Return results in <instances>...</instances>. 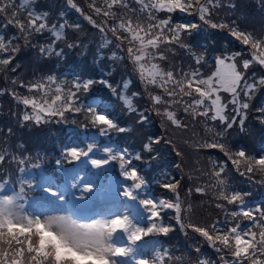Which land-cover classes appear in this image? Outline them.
<instances>
[{
	"label": "snow or ice",
	"instance_id": "obj_1",
	"mask_svg": "<svg viewBox=\"0 0 264 264\" xmlns=\"http://www.w3.org/2000/svg\"><path fill=\"white\" fill-rule=\"evenodd\" d=\"M31 2L32 0H22V5L27 7ZM135 2L140 6V12L147 14L146 22L139 18L134 20L131 16L125 18L118 12L119 8H130L125 0H103L100 6L93 0L89 7L96 15L105 18L104 25L111 20L109 31L119 41L118 48L124 43L128 44L126 49L128 58L135 65L139 79L145 87L153 86L163 90V95L149 94L151 110L157 116L165 117L173 126L185 130L187 125L174 110L177 105L182 106L185 115L219 121L225 130L231 129L237 123L239 114V125L243 128L247 110L251 107L249 101L258 88H264V75L251 82L247 75L248 69L254 65L264 68V35L241 30L239 26L232 27L230 35L247 46L248 58L241 59L244 55L241 52L224 54L215 58V68L208 76H203L197 69L190 71L181 69L177 75L156 61H166L167 56L163 50L169 49L170 45L190 50V46L183 42L184 36L199 30L202 25L190 20H174V16L194 15L211 29L228 28V24L213 22L211 19L213 9L219 6V0H135ZM14 3L15 0H0V15H6L9 9H14ZM67 3L82 13L73 0H67ZM16 15L17 12L13 10L12 16ZM28 16L26 22L19 19L7 20L8 25L24 34L25 43L29 42V37L33 33L42 34L48 27L46 14H36L29 10ZM85 19L100 31H104V27L97 24L91 15L85 16ZM64 28L65 24H60L58 30L53 26L50 31L57 40H61L65 38ZM18 39V36L6 38L0 34V67L8 69L12 65L19 50L14 43ZM109 43L111 42L105 41L104 46ZM40 52L51 54V46L41 47ZM192 56L196 64H200L204 59L202 55L196 53H192ZM112 57L115 58L116 54L113 53ZM10 70L16 71V68ZM12 83L16 84L17 81L13 80ZM96 83L115 92L106 79L87 78L82 81L77 79L69 87L66 81L58 82L55 75L49 74L35 83L20 81L19 86L26 88L31 95L21 97L15 92L10 94L18 103L24 105L25 109H31V114L26 112L22 117L25 122L32 121L40 125L48 123L49 117L63 120L65 113L72 112L85 114L90 124L97 129L99 136H107L112 130L129 131V128L121 126L111 118L107 111H101L93 104L80 103V93L88 92ZM127 87L128 83H125L124 88ZM222 93H227L231 97L229 101L233 106L231 117L227 114L229 103L224 102ZM120 99L130 113L138 114L139 124L147 123L148 117L133 107L131 98L121 95ZM161 105L164 106L163 109ZM257 112L261 123H264V107L257 108ZM223 136L224 133H216L214 138L199 142L198 150L219 149L241 176H250L257 172L264 175V155L251 156L244 149L233 152L226 144L220 142ZM162 139L157 136L148 137L138 152L115 145L104 146L95 140L85 144H67L61 148L60 157L54 161L62 178L60 183L54 175H44L43 183L35 178H25L29 158H18L0 151V165L6 161L19 165L15 184L10 174L0 178V264H56L54 256L41 253L40 233L37 229L51 231L82 250H103L112 264H123L120 258L127 257H131L134 264H166L173 259L166 249L157 247L151 250L150 254L139 257L137 252L138 242L143 238L161 234L167 236L174 230L172 225L163 221L162 214L167 210H174V218L181 228L191 229L215 249L219 254V264H264V206L251 207L245 201V193L230 190L231 185L226 177L227 162L223 164L214 162V168L209 173L212 179L211 186L216 190V199L223 202L218 203L217 207L226 209L227 206H235L226 212V219L223 222L216 221L207 225L184 223L183 214L185 211H191V205L185 209L180 199L179 186L183 177L166 179L161 185L173 195L172 200L140 198L139 192L144 188L146 180L135 162L142 161L144 154L151 153L153 146ZM98 152L103 155L98 157L96 155ZM113 163L118 164L120 176L125 181L119 195L124 201L139 202L149 214L146 225L133 217L128 206L118 208L111 205L106 211L92 217L84 216L77 211L78 201L103 199V189L98 190L95 181L87 178L85 168L91 165L92 168L100 170ZM31 167L39 168L40 165L33 164ZM45 184L47 187H44ZM33 186L43 188L48 194V197L42 198L46 203L28 195ZM191 191L193 189H189V192ZM194 191L203 194L206 188L197 186ZM34 200L36 203L32 207L36 210H30L29 204ZM245 221L248 222L247 225ZM119 234L126 237L127 243L117 242L120 239ZM194 251L200 253L201 249L196 247ZM197 264L217 262L198 259Z\"/></svg>",
	"mask_w": 264,
	"mask_h": 264
},
{
	"label": "trees",
	"instance_id": "obj_2",
	"mask_svg": "<svg viewBox=\"0 0 264 264\" xmlns=\"http://www.w3.org/2000/svg\"><path fill=\"white\" fill-rule=\"evenodd\" d=\"M74 2L81 8L82 13L71 7L67 0H32L27 7L22 5V0H15L14 9H9L6 15H0V34L5 35L6 38L19 37L14 42L19 50L15 54L12 65L8 69L0 67V93H2L0 94V151L18 158L28 157L27 169L36 171L38 168H33L31 165L39 164L45 172L59 174L54 161L60 157L61 148L66 143L77 140L82 130L97 131V129L90 124L83 113H65L63 120L49 117L48 123L40 125L32 121L25 122L22 117L26 112L31 114V109H25L24 105L18 103L10 93L15 92L21 97L31 95L26 88L19 86L20 81L35 83L49 74L55 75L58 82L66 81L69 87L77 79L81 81L87 78L106 79L116 90L115 92L96 83L88 92L80 93V103L84 104L83 102L89 101V98L98 96L99 101L93 105L98 106L101 111H107L118 124L130 129L126 132L112 130L108 134L118 146L129 151H140L148 137L163 138L160 143L153 146L151 153H145L143 160L135 163L144 174L153 196L174 199L173 195L161 185L166 179L183 177L179 186L180 199L185 209L191 205V211H185L183 214L185 224L189 222L201 225L212 224L221 215L223 208L217 207V204L223 202L216 199V190L211 186L212 179L209 176L214 168V162L216 164L227 162L226 177L231 185L230 190L240 191L245 193V196L257 195L264 184V175L257 172L250 176H241L219 149L198 150L197 148L199 142L214 138L216 133H224L220 142L226 144L231 151L244 149L251 156L264 155V145L257 151H251L246 145L229 144V132L241 128L239 114H237V123L227 130L219 121L185 115L180 105H177L174 110L187 125L186 130L173 126L163 116H157L151 110L152 102L149 94L163 95V90L153 86L145 87L139 79L135 65L128 58L126 52L128 44L124 43L122 47H117L119 41L109 31L111 20L107 25L103 24L105 18L96 15L89 7L93 0H73ZM125 2L130 8H119L118 12L121 15L125 18L131 16L134 20L139 18L146 22L147 14L140 12V6L135 0H125ZM95 3L100 6L103 0H95ZM13 10L17 12L15 17L12 16ZM29 10H33L36 14H46L48 27L42 34L33 33L29 37V42L25 43L24 34L8 25L7 20L19 19L26 22L29 19ZM89 15L96 20L97 24L104 27V31H100L85 19V16ZM211 19L213 22L226 23L229 27L211 29L194 15L176 14L174 20H190L202 26L192 34L184 36L183 42L190 46V50L170 45V50H163L167 56L166 61L157 60L156 62L166 70H173L177 75L181 69L183 71L197 69L203 76H207L214 70L215 60L204 67L202 61L200 64L195 63L192 53L205 57L211 50H215L217 56L241 52L244 54L241 59L248 58L247 46L232 37L230 29L239 26L241 30L264 35V0H219V6L213 9ZM60 24H65L63 30L65 38L57 40L50 29L56 26L58 30ZM76 25L79 27L77 28ZM106 37L110 38L111 43L104 46L105 41H108ZM69 44L75 46L68 47ZM49 46H51V54L47 52L41 54L40 48ZM57 52L61 54L56 55ZM113 53L116 54L115 58L112 57ZM11 68H16V71H11ZM247 75L251 82L264 75V68L254 65L248 69ZM13 80L17 83L13 84ZM125 83H128L127 89L124 88ZM121 95L131 98L133 107L145 113L148 117L146 124L138 123V114L129 112L120 99ZM222 95L224 102L229 103L230 95L227 93ZM249 103L251 107L247 110V119L243 127L251 121L254 114H258L257 108L264 107V88H258ZM160 107L163 109L164 106ZM227 114L230 117L233 116V106L230 103ZM259 122L261 123L260 116ZM18 167L16 163L6 161L0 165V178L10 174L15 184ZM197 186H204L205 193H196L194 189ZM189 189L193 191L189 192ZM162 215L164 223L174 227L167 236L159 235L161 242H164L169 254L173 257L166 264H193L200 256L219 264V254L215 249L191 229L181 228L174 218V210H167ZM10 230L13 229L10 228ZM196 247L201 249L198 256L194 251ZM44 255L54 256V252L48 251ZM177 257L180 259L177 260ZM55 261L56 264H76L71 256H66L59 261L55 258Z\"/></svg>",
	"mask_w": 264,
	"mask_h": 264
},
{
	"label": "rangeland",
	"instance_id": "obj_3",
	"mask_svg": "<svg viewBox=\"0 0 264 264\" xmlns=\"http://www.w3.org/2000/svg\"><path fill=\"white\" fill-rule=\"evenodd\" d=\"M106 39L111 42L109 37H106ZM83 137L85 141L84 143L95 140L96 142L104 146L115 145L113 140L110 137L99 136V134L95 131L91 132L89 135H87V137L85 136ZM74 143L82 144V142H74ZM96 155L99 157L103 154L98 152L96 153ZM77 167H79V165H77ZM85 171L87 172V178L95 181L97 185V189L98 190L103 189V199L102 200L94 199L93 201H78L79 207L77 211L80 214L87 216V217H92L94 215H98L102 211H106L107 208L111 205H115L118 208L128 206L131 209V213L133 217L138 222L145 224V225L148 223L147 217L149 214L143 209V207L139 204L138 201H132V202L124 201L123 197L119 195V191L122 190L121 186L122 184L125 183V181H124V178L120 176L118 165L114 166V163H113L109 167H106L100 170H96L92 168L91 165H88L85 168ZM107 171H109V173ZM44 175L46 174L44 172H40V169L38 168L34 172L31 170H26L25 178H29V179L35 178V179L41 180V183H43L42 177ZM58 183H60V181H58ZM44 187H47V185L45 184ZM39 188L41 189L39 194H33L31 197H35L36 200H40L42 203H46L42 198L48 197V194L43 191V188L41 187ZM143 189L139 192V194L140 193L143 194L145 192L146 188L144 190ZM9 191H11V188L9 189ZM152 198H161V197H152ZM35 203H36L35 200L32 201L31 206ZM91 211H94V213H92ZM38 230L41 235V238H44L48 243L52 242L56 244V247H58L61 254H72V255L74 254L76 258L79 257L80 259H77L78 262H85V261L92 262L93 261L95 264H100L102 259L109 260L108 256L105 254L103 250H100V249L82 250L81 248L74 246L73 244L63 239L61 236L51 231H47L43 229H38ZM119 235H120V239H118L117 242L127 243L126 237H124L123 234H119ZM59 243H60V246H59ZM40 247L42 248V246ZM157 247L161 248L162 250H165L162 244H160V242L157 241L156 237H150V236L145 237L142 239V241L138 242L137 256L139 257L140 255H144L147 253L148 250L151 251ZM125 260L126 261H124L123 264H134L131 257H127ZM109 262L110 264H112L110 260Z\"/></svg>",
	"mask_w": 264,
	"mask_h": 264
},
{
	"label": "bare ground",
	"instance_id": "obj_4",
	"mask_svg": "<svg viewBox=\"0 0 264 264\" xmlns=\"http://www.w3.org/2000/svg\"><path fill=\"white\" fill-rule=\"evenodd\" d=\"M99 100L83 102L85 105L97 103ZM230 145H246L251 151H257L264 145V123L259 122V115L254 114L251 121L243 128L233 129L229 132Z\"/></svg>",
	"mask_w": 264,
	"mask_h": 264
},
{
	"label": "clouds",
	"instance_id": "obj_5",
	"mask_svg": "<svg viewBox=\"0 0 264 264\" xmlns=\"http://www.w3.org/2000/svg\"><path fill=\"white\" fill-rule=\"evenodd\" d=\"M74 255V254H73ZM77 259H80L79 257H77ZM100 264H103V262H100Z\"/></svg>",
	"mask_w": 264,
	"mask_h": 264
}]
</instances>
